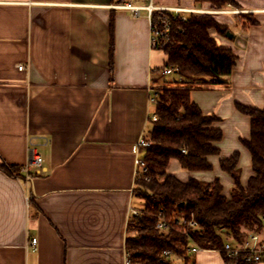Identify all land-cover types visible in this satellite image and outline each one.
Listing matches in <instances>:
<instances>
[{"label": "crops", "instance_id": "0c3cea01", "mask_svg": "<svg viewBox=\"0 0 264 264\" xmlns=\"http://www.w3.org/2000/svg\"><path fill=\"white\" fill-rule=\"evenodd\" d=\"M119 1L0 0V164L21 168L31 150L43 160L30 180L0 169V264H126L131 210L143 204L134 194V148L156 110L149 87L189 83L178 86L192 89L205 115L221 119L220 155L209 159L215 174L186 172L172 160L169 175L219 178L229 199L233 181L220 160L239 152L242 185L253 175L242 144L251 119L236 104L264 109V0H235L229 11L199 0H153L229 27L231 37L211 32L238 57L223 84L168 80L161 74L166 55L151 47L147 12L118 9ZM195 264L226 263L220 252L201 250Z\"/></svg>", "mask_w": 264, "mask_h": 264}, {"label": "trees", "instance_id": "16d2710c", "mask_svg": "<svg viewBox=\"0 0 264 264\" xmlns=\"http://www.w3.org/2000/svg\"><path fill=\"white\" fill-rule=\"evenodd\" d=\"M199 3L209 4L215 11L237 6L235 0H199ZM240 16L249 24H256L251 15ZM212 31L221 37L230 33L229 27L220 24L213 15L190 14L185 21L174 18L171 42L162 49L167 57L164 68H173L175 73L191 80L190 84H202L206 78L213 81L204 84L226 83L238 57L231 49L219 47L211 36ZM176 84L157 90L158 120L150 119L151 128L145 135L150 146L141 150L149 180L135 182V197L143 205L136 209L139 215L132 216L131 236L126 239V251L133 263L175 264L164 259L162 253L172 250L182 254L179 243L189 241L183 229L174 223H170L167 234L157 229L158 209H166L172 220L194 218L201 229L188 235L203 250L221 252L225 243L223 231L239 243L264 231V109L236 104L237 110L251 119L250 139L242 140V144L251 155L253 175L243 186L240 153L221 159V171L233 181L229 199L223 194L219 178L213 182L194 178L183 182L167 172L172 160L186 172H211L213 166L209 159L220 155L217 144L223 139L222 130L216 126L221 119L215 114L205 115L192 101V89L178 86L189 83ZM0 169L10 177L23 178L21 168L1 163Z\"/></svg>", "mask_w": 264, "mask_h": 264}, {"label": "built area", "instance_id": "2783aa9c", "mask_svg": "<svg viewBox=\"0 0 264 264\" xmlns=\"http://www.w3.org/2000/svg\"><path fill=\"white\" fill-rule=\"evenodd\" d=\"M148 2L145 6H136L129 0H120L117 4L118 9L132 11L135 15H139L142 10H145L148 15V20L150 23V43L154 50L162 51V49L171 42V30H172V20L174 18L180 17L182 20H186L188 15L199 14V11H184L181 9L163 8L156 7L153 5V0H146ZM18 71L24 72L26 67L24 65H18ZM175 71L170 67H163L161 70L162 75H171ZM159 89V88H158ZM157 88L149 87V92L151 93V101L156 102L157 98ZM151 120L157 121L158 116L153 115ZM150 142L147 138H142L134 148L135 153V182L144 180H149L146 177L148 173V168L141 157V150L143 148L149 147ZM185 152V151H183ZM42 158L36 154L34 150H31L30 158L28 163L21 167V172L24 173L27 180H30L31 170L36 171L42 168ZM131 215L138 216L139 211L136 209L131 210ZM157 218V229L162 233H169L170 223H174L177 227L183 229L184 233L187 234L189 239L188 243H179V246L183 249L182 254H178L172 250H166L162 253V257L166 260H172L175 264H195V256L203 250L197 246L192 238L189 237V232H196L201 229L194 218H174L171 219L170 213L166 209H158L156 211ZM225 243L223 250L220 252L225 260L226 264H259L264 260V231L261 234H252L243 243L236 242L230 237L226 231H223ZM38 240L33 238L30 241L32 247L37 246ZM126 264H141L133 263L131 256L127 253Z\"/></svg>", "mask_w": 264, "mask_h": 264}, {"label": "rangeland", "instance_id": "374dc122", "mask_svg": "<svg viewBox=\"0 0 264 264\" xmlns=\"http://www.w3.org/2000/svg\"><path fill=\"white\" fill-rule=\"evenodd\" d=\"M130 2H134L133 0H129ZM134 4V3H133ZM198 7H199V5H197ZM234 9V6H227L226 8H224L223 10H233ZM196 15H210V14H208V13H204V14H201V13H199V14H196ZM178 77H179V75H177V74H172V75H170V76H168V80H177L178 79ZM170 84L171 83H164V85H163V87L162 88H166L167 86H170ZM171 87H173V86H171ZM162 88H159V89H162ZM168 88V87H167ZM215 174V169L214 170H212V172H210V173H208V175H209V177H210V175H214ZM143 203V202H142ZM143 205V204H142ZM141 208H142V206H141Z\"/></svg>", "mask_w": 264, "mask_h": 264}, {"label": "water", "instance_id": "95a60500", "mask_svg": "<svg viewBox=\"0 0 264 264\" xmlns=\"http://www.w3.org/2000/svg\"><path fill=\"white\" fill-rule=\"evenodd\" d=\"M226 36H227V37H231V33H228Z\"/></svg>", "mask_w": 264, "mask_h": 264}]
</instances>
